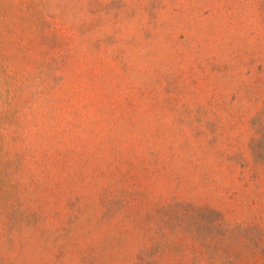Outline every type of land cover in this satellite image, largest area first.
Returning a JSON list of instances; mask_svg holds the SVG:
<instances>
[{
	"label": "rangeland",
	"instance_id": "obj_1",
	"mask_svg": "<svg viewBox=\"0 0 264 264\" xmlns=\"http://www.w3.org/2000/svg\"><path fill=\"white\" fill-rule=\"evenodd\" d=\"M0 264H264V0H0Z\"/></svg>",
	"mask_w": 264,
	"mask_h": 264
}]
</instances>
